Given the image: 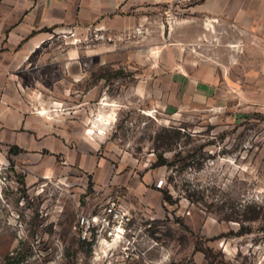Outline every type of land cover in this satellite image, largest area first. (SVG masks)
I'll return each instance as SVG.
<instances>
[{"label": "rangeland", "instance_id": "1", "mask_svg": "<svg viewBox=\"0 0 264 264\" xmlns=\"http://www.w3.org/2000/svg\"><path fill=\"white\" fill-rule=\"evenodd\" d=\"M204 2L143 0L145 23L67 29L38 51L45 117L101 133L113 162L145 170L42 178L5 156L0 264H264V46ZM171 71L232 75L249 107L156 108L146 91ZM114 203L129 218L119 231Z\"/></svg>", "mask_w": 264, "mask_h": 264}, {"label": "crops", "instance_id": "2", "mask_svg": "<svg viewBox=\"0 0 264 264\" xmlns=\"http://www.w3.org/2000/svg\"><path fill=\"white\" fill-rule=\"evenodd\" d=\"M142 1L0 0V161L10 157L13 170H29L42 178L67 175L70 170H85L96 177L102 170L127 169L103 150L101 133L71 131L75 124L70 119L45 117L42 110H47L51 100L39 89L33 62L60 31L94 26L132 29L139 15L145 23ZM201 5L206 15L223 13L229 22L237 21L244 30L243 43L252 36L253 45L264 46V0H205ZM199 6L195 5V16ZM61 74L62 79L69 78V71ZM223 78L226 81L181 71L160 73L146 95L156 108L174 112L234 101L246 107L245 87L232 75ZM140 97L145 99V85L140 87ZM132 163L127 170H145L144 161Z\"/></svg>", "mask_w": 264, "mask_h": 264}, {"label": "built area", "instance_id": "3", "mask_svg": "<svg viewBox=\"0 0 264 264\" xmlns=\"http://www.w3.org/2000/svg\"><path fill=\"white\" fill-rule=\"evenodd\" d=\"M111 213H114V215L116 216L117 220H118V231L122 229V227L124 226V224L126 223V221L129 220L128 218V214L127 212H124L121 209H115V203L112 206V209L110 210ZM80 224L84 227V230L82 231L83 234L86 236L87 231H88V227L91 224V220H89V218L87 217H82ZM116 229V230H117Z\"/></svg>", "mask_w": 264, "mask_h": 264}]
</instances>
